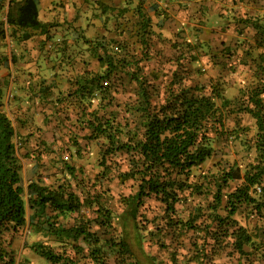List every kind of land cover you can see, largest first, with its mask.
<instances>
[{"label": "rangeland", "instance_id": "374dc122", "mask_svg": "<svg viewBox=\"0 0 264 264\" xmlns=\"http://www.w3.org/2000/svg\"><path fill=\"white\" fill-rule=\"evenodd\" d=\"M95 1H100V6L92 5ZM192 1L88 0L92 7H86L83 24L73 31L65 29L66 38L77 41L53 45L47 41L51 36L48 30L41 34L38 30L6 24L8 4L7 0H0V29L4 33L0 36V110L16 130L14 141L23 187L34 181L53 186L70 183V189L79 195L88 188L91 193L96 191V198L113 216L111 229L90 224L102 244L124 235L134 252L141 246L159 264H195L192 260L195 254L205 253L202 248L197 251L194 242L202 243L206 234L194 230L172 234L164 227L167 220L162 206L154 200L145 199L136 215L128 211L125 199L136 191V183L121 182L117 178L118 172L125 169L127 157L122 152L104 156V140L88 138L90 130L85 127V121L92 120L94 112L100 116L104 107L107 117L123 123L130 117L129 105L139 101L138 87L121 71L115 91L111 89L109 97L102 99L94 90L89 95L77 93V81L85 72L90 75L103 72L97 59L105 48L129 60L135 75L146 77L155 102L164 98L174 76L175 81L176 77H182L185 87L223 83L228 100L237 98L239 89L252 83L264 85V71L259 73L264 66L260 60L264 50L255 47L254 32L242 23L237 25L235 18L227 23L228 27L223 25L222 30L216 31L206 19L195 15ZM207 6L204 2L200 7L206 12ZM143 17L149 18V26ZM107 41L110 45L105 47ZM225 127L231 134L215 144L213 157L193 172L196 176L229 167L238 168L241 175L244 166L253 159L254 120L245 113L234 112L226 119ZM66 166L75 170V179L68 176ZM236 184L238 181L230 182L229 190ZM197 202L202 201L176 205L177 214L173 219H185ZM203 205L204 209L206 204ZM33 212L26 205L25 225L17 228L7 225L0 229V264H49L33 251L34 243H44L61 251L50 238L33 232L29 224ZM80 215L86 219L96 217L91 208H84L79 214L58 216L57 222L68 226ZM234 219L255 236L260 246L258 254L244 259L242 264H264V217L252 214L250 207L243 206ZM196 226L200 228L203 224L198 220ZM81 242L78 239L75 244L87 249ZM229 245L222 240L212 263L237 264L236 256L230 255ZM64 248L68 255H74L69 244ZM138 258L141 264H150ZM209 258H203L200 264H207Z\"/></svg>", "mask_w": 264, "mask_h": 264}, {"label": "trees", "instance_id": "16d2710c", "mask_svg": "<svg viewBox=\"0 0 264 264\" xmlns=\"http://www.w3.org/2000/svg\"><path fill=\"white\" fill-rule=\"evenodd\" d=\"M7 4L6 24L46 33L47 25L38 20L36 0H8ZM142 20L149 26V18L143 17ZM249 24L255 31V47L264 49V25L257 21H249ZM3 34L0 29V36ZM109 45V41L104 44L105 47ZM102 49L103 55L97 60L104 68L103 72L100 75L85 72L77 81L76 91L89 95L94 90L102 99H107L111 89L115 91L117 88L121 71L126 72L129 81L138 87L136 94L139 101L129 105L130 117L124 119L123 123L107 117L104 107V113L100 116L94 112L92 120L85 121V127L90 130L88 138L104 140V156L122 152L127 157L125 169L118 172L117 178L121 182L132 180L136 183V191L125 199L128 211L136 215L145 199L154 200L162 206L167 220L164 227L170 229L172 234L186 230L205 232L202 243H194L197 251L202 248V252L210 257L207 264H214L212 261L218 254L217 248L222 240L226 244L229 242L230 255L236 256L237 264L257 255L260 246L255 236L241 226L234 216L244 206L250 207L252 214L264 217V85L252 83L239 89L237 98L228 100L224 95L223 83L211 82L208 87L199 84L185 87L182 86V77H176L175 81L174 76L164 98L155 102L146 77L135 75L129 60ZM260 60L264 61V56H260ZM132 65L138 67L137 64ZM263 71L264 66L259 73ZM103 83H106L105 87ZM234 112L245 113L254 120L253 159L244 166L241 175L237 172L238 168L229 167L210 175L204 172L196 176L193 172L199 171L213 157L215 144L231 134L232 131L225 127V121ZM15 136L12 122L0 110V229L7 225L13 228L25 225L27 205L34 211L29 217L33 232L50 238L60 247L61 251L57 252L54 247L44 243L31 245L33 251L49 264H141L139 256L150 264H159L146 255L141 246L134 252L124 235L109 239L106 245L102 244L90 224L93 222L99 228L111 229L113 216L96 198V191L91 193L88 188L79 195L70 189V183L53 186L34 181L24 188ZM101 162L105 168V163ZM65 171L71 179L76 178L72 167L66 166ZM234 181H238V184L229 190L230 182ZM209 198L211 200L207 202ZM196 201L202 202L192 206L185 219H173L177 214L176 205ZM204 203L206 207L203 209ZM84 208H91L96 217L86 219L80 215L68 226L57 222L58 216L79 214ZM198 220L203 224L200 228L196 226ZM78 239L87 249L75 244ZM67 244L74 251L73 256L67 254L64 248ZM205 254L199 256L196 253L193 262L200 264L203 258H207ZM111 256H114L112 261Z\"/></svg>", "mask_w": 264, "mask_h": 264}, {"label": "crops", "instance_id": "0c3cea01", "mask_svg": "<svg viewBox=\"0 0 264 264\" xmlns=\"http://www.w3.org/2000/svg\"><path fill=\"white\" fill-rule=\"evenodd\" d=\"M36 2L38 20L47 25V30L50 31L51 35L47 41L53 45H65L69 40L76 42V39L66 38L65 29L73 31V29L83 24L85 19L84 11L87 6L88 8L92 7V5L100 6V1H95V3L93 2L90 5L88 0H36ZM204 2L208 3L206 12L203 7H200L204 6ZM192 4H194L195 15L198 18L206 19L208 21L206 22L216 31L220 30L223 25L228 27L227 23L234 18L237 19V25L242 23L252 32L255 31L249 21H257L264 25V0H193ZM231 29L232 27L226 31L229 32ZM71 37H74V35L71 34ZM40 38L44 40L43 36H40Z\"/></svg>", "mask_w": 264, "mask_h": 264}, {"label": "built area", "instance_id": "2783aa9c", "mask_svg": "<svg viewBox=\"0 0 264 264\" xmlns=\"http://www.w3.org/2000/svg\"><path fill=\"white\" fill-rule=\"evenodd\" d=\"M8 1V0H7ZM106 84V83H105Z\"/></svg>", "mask_w": 264, "mask_h": 264}]
</instances>
